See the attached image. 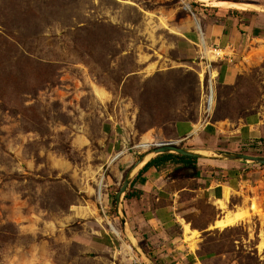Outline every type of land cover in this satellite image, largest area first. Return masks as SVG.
Segmentation results:
<instances>
[{
  "label": "rangeland",
  "instance_id": "obj_1",
  "mask_svg": "<svg viewBox=\"0 0 264 264\" xmlns=\"http://www.w3.org/2000/svg\"><path fill=\"white\" fill-rule=\"evenodd\" d=\"M207 1L0 0V264H145L116 207L130 168L155 148L138 146L148 137L171 141L179 121L264 118V48L246 50L264 27V0ZM219 26L226 45L212 46L205 32ZM202 41L209 51L235 49L230 61H212L214 72H241L232 85L213 75L211 113ZM160 197L158 205L171 206ZM134 200H124L132 214ZM251 202L260 214L229 230L212 228L222 215L209 194L172 211L164 228L177 240L173 255H154L127 223L153 262L264 264V210ZM187 225L208 229L194 237Z\"/></svg>",
  "mask_w": 264,
  "mask_h": 264
},
{
  "label": "crops",
  "instance_id": "obj_2",
  "mask_svg": "<svg viewBox=\"0 0 264 264\" xmlns=\"http://www.w3.org/2000/svg\"><path fill=\"white\" fill-rule=\"evenodd\" d=\"M234 14L237 16L239 13L236 14L234 11ZM263 30V26L259 27L248 38L249 43H246V50L249 49L251 52L264 48V45L260 44L261 42L264 43ZM240 33L243 34L242 31ZM205 36L212 46L226 45L225 33L220 26L212 29L207 27ZM194 40L197 41V37L194 36ZM186 44L188 46V44H193V42L187 40ZM253 44L257 47H252ZM238 72L236 75H238ZM215 73L218 78L217 81H223L226 85H232L236 77L229 69H227L226 73L216 69ZM263 119L262 114H251L236 124L230 121H220L200 125L190 121H179L175 123V136L171 141L177 142L185 149L235 154L248 153V155L264 157L263 148H252L255 147L253 145H256V142L258 146L264 145V136L259 132V129L264 126ZM213 135L221 136L222 140L219 142L224 146H220L218 142L214 141ZM158 141L161 142L163 140L158 138ZM240 166L245 167L242 172ZM198 167L200 173L196 179H172L170 178L171 170L169 169L161 172L151 169L134 185L133 192L140 191L143 194L140 199L133 198L135 199L134 201H137L136 206L139 207L135 214H132L131 210L128 211L127 209L126 211L125 209L127 221L137 224L142 236L146 237L145 239L153 248L154 255H160L162 252H167L170 255L178 253L176 252L179 249L176 238L172 239L168 229L164 228L166 224L168 225L166 220H168L169 216H176V213L171 215V212L177 211L178 207L182 208L191 205L199 198L207 196V194L215 199L214 204L217 205L218 216L222 215L220 219H224L228 215L234 216L240 210L250 209L253 203L251 202L250 204V201L255 198L261 202L264 210V166L227 161L199 160ZM246 170L250 171L246 172ZM213 175L217 179H214ZM191 185H194V187ZM168 187L173 189L167 190ZM250 190H255L251 196L248 194ZM216 192L219 195L218 197ZM161 194L170 196L171 206L158 205L162 200ZM248 198L250 199L249 202L247 201ZM233 200H238L239 202L235 203ZM218 204L221 206L219 205L220 207H218ZM219 220H216L215 223ZM189 222L192 221L188 219ZM187 227L192 234L194 232L198 234L208 229L196 225H191V228L187 225L186 229ZM212 228L215 229V226H212ZM230 228L232 227L226 229L229 230ZM192 261L197 264L198 260L194 257ZM159 264L167 263L160 261Z\"/></svg>",
  "mask_w": 264,
  "mask_h": 264
},
{
  "label": "water",
  "instance_id": "obj_3",
  "mask_svg": "<svg viewBox=\"0 0 264 264\" xmlns=\"http://www.w3.org/2000/svg\"><path fill=\"white\" fill-rule=\"evenodd\" d=\"M205 4V2H199ZM208 3V2H206ZM213 3V2H211ZM164 154H176L185 157L196 158L199 160H212V161H227L235 163H247L252 165L264 166V157L262 156H252L248 154H235L226 152H210L194 149H185L179 146L175 141L163 142L155 146L154 149L148 151L144 154L129 170L123 183L121 184L120 190L116 197V207L118 217L121 221L123 231L127 238L129 239L132 247L137 253L143 258L145 264H154L149 254L144 250L140 242L133 236V233L129 230L127 223V216L124 206V196L128 191L129 186L132 184L136 176L139 174L140 170L151 160L157 158L158 156Z\"/></svg>",
  "mask_w": 264,
  "mask_h": 264
},
{
  "label": "trees",
  "instance_id": "obj_4",
  "mask_svg": "<svg viewBox=\"0 0 264 264\" xmlns=\"http://www.w3.org/2000/svg\"><path fill=\"white\" fill-rule=\"evenodd\" d=\"M218 2H227L225 0H217ZM238 3V2H233ZM195 6H201L199 3H195ZM235 13H239L238 10H235ZM198 159L185 157L176 154H164L158 156L157 158L148 162L139 172L137 177L134 179L132 184L129 186L128 191L124 196V200L129 199H139L142 195V192H133L134 185L140 180V178L149 172L151 169H156L157 171L171 170L170 178L172 179H196L199 176L200 169L198 167ZM111 178V177H109ZM144 181V180H143ZM149 256L153 259V255L151 252H148ZM201 258V257H200ZM193 260V259H192ZM190 260L186 264H194V262ZM155 264H159L155 261Z\"/></svg>",
  "mask_w": 264,
  "mask_h": 264
},
{
  "label": "built area",
  "instance_id": "obj_5",
  "mask_svg": "<svg viewBox=\"0 0 264 264\" xmlns=\"http://www.w3.org/2000/svg\"><path fill=\"white\" fill-rule=\"evenodd\" d=\"M206 43H203L204 49L208 50L209 48L206 46ZM209 51V50H208ZM235 52V49L233 48H228L226 50L223 49H218L217 47H214L212 50L209 51V53L211 54V60H207V58L205 56H201V73H200V80L203 81V78H205L206 75H210L211 79H210V85L208 88V93L206 95V102H205V107L207 110V113H211L213 110V106L215 103V90H214V80H215V76L214 75V71H213V67H212V61L214 60L215 62H219V61H230L231 59V54H233ZM155 142H153L152 144L149 145L148 150L151 147H155L158 144H154Z\"/></svg>",
  "mask_w": 264,
  "mask_h": 264
},
{
  "label": "bare ground",
  "instance_id": "obj_6",
  "mask_svg": "<svg viewBox=\"0 0 264 264\" xmlns=\"http://www.w3.org/2000/svg\"><path fill=\"white\" fill-rule=\"evenodd\" d=\"M199 2H208L207 0H197ZM218 7H224L227 4L225 2H219L217 4H215ZM231 7H236V8H243L241 5L233 3ZM196 26H199L198 23H196ZM183 33V32H182ZM201 37V36H200ZM202 38V37H201ZM204 41V40H203ZM202 41V42H203ZM204 43V42H203ZM205 50V49H204ZM151 137H148L146 140H144L138 147L140 149L143 150H148L149 145L152 144L153 142H155L154 144H160L163 142H159V141H153ZM116 157V156H115ZM112 162V161H111ZM102 183V181H101ZM100 184V183H99ZM101 189V188H100ZM99 189V190H100ZM98 190V191H99ZM101 192V191H100ZM101 196V194H100ZM260 207L257 206L256 204H252L250 209L247 210H240L239 212H237L234 216L233 215H228L226 218L224 219H220L219 221H217L215 223V228L217 229H226L228 227H234L236 225H239L241 223H243L245 220H247L250 216L254 215V214H260ZM115 231V230H114ZM187 231H190L189 228L187 227ZM115 233L118 235L117 231H115ZM195 233L197 234V232H194L193 235L195 237ZM194 237H190V239L192 240ZM196 245V244H195Z\"/></svg>",
  "mask_w": 264,
  "mask_h": 264
},
{
  "label": "clouds",
  "instance_id": "obj_7",
  "mask_svg": "<svg viewBox=\"0 0 264 264\" xmlns=\"http://www.w3.org/2000/svg\"><path fill=\"white\" fill-rule=\"evenodd\" d=\"M150 150V149H149Z\"/></svg>",
  "mask_w": 264,
  "mask_h": 264
}]
</instances>
